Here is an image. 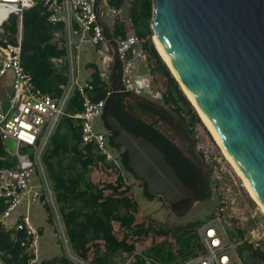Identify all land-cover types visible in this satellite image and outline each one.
Returning a JSON list of instances; mask_svg holds the SVG:
<instances>
[{"label": "trees", "instance_id": "16d2710c", "mask_svg": "<svg viewBox=\"0 0 264 264\" xmlns=\"http://www.w3.org/2000/svg\"><path fill=\"white\" fill-rule=\"evenodd\" d=\"M129 2L127 8L125 3ZM108 5L116 10L125 8L128 22H114L111 37L122 39L136 34L141 39L142 49L147 54V61L153 60L149 66V74L162 90V100L178 115L185 125L187 116L198 119L189 100L180 90L177 81L170 72L159 52L150 40L152 34L149 27L152 18V0H108ZM48 5L37 2L25 10L21 19L11 15L4 24L6 36L10 42L16 41L19 23L22 24L21 61L28 72L39 94L51 98H59L68 84V51L64 35V23H52ZM0 40V45H1ZM160 55V56H159ZM53 58L61 61L62 73H55ZM149 59V60H148ZM150 63V61H149ZM168 67H167V66ZM93 68V65H91ZM169 68V69H168ZM90 79V88L86 89L88 97L96 101L104 97L106 83L101 79L100 72L94 67ZM152 82V79H151ZM106 101L105 107L108 104ZM83 109V96L75 89L66 106L67 115L57 122L53 133L42 153V164L49 172V178H55V197L62 200L67 197L81 199L83 207L69 208L62 211L65 234L71 244V251L91 264H106L108 258L116 252L130 255L135 250L131 264H145L144 257H152L153 264H182L189 257L204 252V246L197 233V227L206 220H196L169 229L153 223L149 218L141 219L138 204L132 195V189L125 182L118 170L106 163L103 156L97 153L91 144H83L80 137L79 119L72 115ZM191 135V134H190ZM195 150L202 158V148L191 135ZM25 151L26 147L22 148ZM72 153L74 160L83 171H89L95 180L86 182L85 188H79L83 182V173L66 178L54 176L53 160L64 152ZM16 157L8 153L0 139V168L14 167ZM121 165L125 171L132 173L128 166V157L122 153ZM52 181V180H51ZM140 185L145 183L138 180ZM84 207H88L85 209ZM212 215L209 217L211 218ZM208 218V219H209ZM253 257H259L264 264V253L251 244L246 245ZM242 252V247L239 248ZM30 240L24 231L14 228L3 229L0 225V252L4 264H75L66 256L30 263L35 254Z\"/></svg>", "mask_w": 264, "mask_h": 264}, {"label": "water", "instance_id": "95a60500", "mask_svg": "<svg viewBox=\"0 0 264 264\" xmlns=\"http://www.w3.org/2000/svg\"><path fill=\"white\" fill-rule=\"evenodd\" d=\"M150 29L160 43L179 81L210 121L217 137L264 207V0H152ZM93 3L106 41L119 65L110 83L115 96L122 83L125 63L119 59L112 38ZM22 39V24L20 28ZM123 88V85H122ZM106 119L112 147L125 152L134 176L165 203L183 198L185 188L165 159L148 139L124 128L112 114ZM9 153L16 141L5 138ZM249 264H262L250 257Z\"/></svg>", "mask_w": 264, "mask_h": 264}, {"label": "built area", "instance_id": "2783aa9c", "mask_svg": "<svg viewBox=\"0 0 264 264\" xmlns=\"http://www.w3.org/2000/svg\"><path fill=\"white\" fill-rule=\"evenodd\" d=\"M94 1L0 0V40L2 42L0 45V80L7 73L12 75L10 96L5 106L0 105V139L2 143L5 138H12L16 141L15 152L10 153L16 157L14 167L0 168V223L5 228L7 227L6 230L10 229L6 221L7 218L25 201L31 204L49 202L53 205V195L46 181L41 157L58 120L63 115H67L66 106L75 89L83 96L82 111L72 115L79 119L81 142L91 144L94 150L103 156L106 163L121 172V160L116 155L114 148L109 145L106 134L94 127V121L102 115L106 101L112 93L111 89L106 91L103 98L94 101L87 95L86 89H89L90 85L87 82L78 83L70 76L61 97L56 99L45 94H39L21 61L20 23L14 43L8 40L4 30V24L8 22L11 15H16L21 19L25 10L33 7L37 2H43L48 5L51 11L48 16L50 22L55 23L63 20V14H68L69 9L73 8V16L78 28H72L69 34H76L81 30L89 33V40L92 44L106 43L103 28L98 23L94 11ZM106 6H109L108 0H102L99 5L101 19ZM108 10L110 14L117 12L114 7L110 6ZM114 39L118 43L119 59L127 64L129 52L135 45L141 43V39L136 34H130L122 39ZM108 44L110 45L109 42ZM130 71L129 67H125L122 77L123 90H132L138 86L129 76L127 77ZM71 72L70 69V75ZM149 77L146 80L150 82L152 77L151 75ZM146 80L139 81L140 88H151ZM22 147H27L30 151H21ZM4 148L8 152L5 146ZM37 173L40 175V187L33 185L34 176ZM14 229L24 231L30 240V245L34 246L37 231L28 214L22 213L19 216ZM197 233L204 246V252L185 259L182 264H242L233 244L227 238L225 224L222 223L220 216L212 217L200 224L197 227ZM63 237L65 236L63 235ZM64 240L67 241V239ZM253 244L255 248L264 253V242H261L260 238L257 237ZM32 252L35 254V249ZM66 253L75 264H91L87 259L75 255L69 248H67ZM125 255L126 253L123 256ZM133 257L134 255L130 254L128 260L123 264H130ZM144 259L145 264L156 263L152 257H144ZM35 261L36 258L33 257L29 262L35 263ZM0 264H4L1 252Z\"/></svg>", "mask_w": 264, "mask_h": 264}, {"label": "rangeland", "instance_id": "374dc122", "mask_svg": "<svg viewBox=\"0 0 264 264\" xmlns=\"http://www.w3.org/2000/svg\"><path fill=\"white\" fill-rule=\"evenodd\" d=\"M128 4L129 2L126 1V8ZM108 9L109 6H106L105 13L103 14L105 19L112 17L113 23L116 21L128 22V18L126 16L127 9L125 10V8H123L122 10H117V12L114 14H110ZM152 36L153 35L151 34L150 40L156 49ZM156 51L158 52L157 49ZM149 61L147 63L148 66L151 65L153 60ZM144 67L147 68L146 65ZM149 75L147 72V74L143 76H138L136 78L134 77L132 79L138 86L131 90L133 94L130 99L131 102H134L136 99L134 93H141L142 95H146L147 98L156 101L160 107L162 106L163 109L171 113L169 116L165 117L164 121L160 122V126H162V128L165 130L173 132L175 135V141L178 143V145L183 147L188 146V144L182 140L180 127H185L188 133L194 135L196 142L202 148L203 156L201 160L205 172L209 177V181L211 182V189L206 200L202 202H194L185 209L173 211L168 205L165 204L164 201H160L153 197H145L141 192L142 185H140L138 179H136L133 173L127 171L130 176H124V179L126 183L131 186L132 195L135 197L138 204V216H140L141 219L149 218L153 223L159 224L166 229L196 220L207 221L210 219L209 217L211 215L212 217L220 216L222 218V223L225 224L228 236L227 238L229 242L233 244L240 261L242 264H249V258L252 257V255L250 251H248L246 245L251 244L253 248H255L253 243L257 237L260 238L261 242H264V213L262 212L259 204L248 191L243 179L239 176L237 171L233 168L231 163L221 151V148L219 147L212 133L200 118L197 108L189 99L188 95L185 93L175 76L172 74L177 81L180 90L192 105L196 117L198 118L191 120V117L187 116L185 110H181V115L185 117V125H182L178 115L173 111V108L163 102L161 98L163 88H160V86H158L156 83H153V78L152 82L146 80V78H150ZM142 79L148 81L147 83L151 86V88H140L139 81ZM147 89L150 90L147 91ZM145 116L146 115H143V117ZM145 120L150 121L152 119ZM22 148L20 149L21 151L23 150ZM25 150L30 151V149L27 147ZM53 166L54 176H59L61 178H66L82 172L84 180L79 186L81 189L85 188L87 181L92 180L91 173L89 171H83L80 165L74 160L72 153L68 151L57 156L53 160ZM124 172L126 175V171ZM44 173L46 175V181L50 186L53 195V205L49 203V206L51 210L50 216L54 222L55 237H57V243H60L59 246L61 249V256H66L69 259L66 250L67 248L71 250V244L66 238L64 223L62 220V211H68V209L72 207L82 208L83 202L81 199H74L70 196L62 200L56 199L57 197H55L54 193L55 178L51 177L52 179H50L48 176L49 172L45 170V168ZM84 208L87 209L88 207ZM63 235L65 237H63ZM64 239H67V241ZM241 247L242 252L239 249ZM33 249H35L34 246H32V250ZM134 254H140V251L135 250L133 252V255ZM107 258L108 263L106 264H123L126 260H128L129 255L126 254L123 256L121 252H116ZM69 261L71 260L69 259ZM132 261H134L133 258H131L130 264Z\"/></svg>", "mask_w": 264, "mask_h": 264}, {"label": "crops", "instance_id": "0c3cea01", "mask_svg": "<svg viewBox=\"0 0 264 264\" xmlns=\"http://www.w3.org/2000/svg\"><path fill=\"white\" fill-rule=\"evenodd\" d=\"M67 13L68 14H63L64 18L60 22L64 23V35L66 38L68 51V69L66 72L69 79L71 76L78 83L82 84L84 82H87L90 85V79L92 78L91 74L93 72L92 70L95 67L99 70L101 79L106 83V91L110 90V83L114 78V65H118V63L114 61V57L111 51L112 45H109L107 41L106 43L94 45L89 40V33L82 32L81 30H79V32L76 34H69L72 28H78V24L73 16V8L69 9V12ZM102 20L105 23L106 29L111 27V25L113 24L112 17L105 19V16H103ZM107 31L109 32V34H111V29H107ZM51 61L54 63L55 73L58 72L63 74V72H65L60 60L53 58V60ZM127 61V64H125L127 66L125 67H129L131 69V71L127 74V76H129L131 79H133L134 77L136 78L138 76H143L147 74V72H149L150 65H147V54L142 49L141 43L135 45L129 52ZM91 65H93V68ZM145 65L147 66V68L144 67ZM70 69L72 70L71 75ZM11 80V73H7L6 76H4L0 80L1 106L6 105L10 96ZM65 87L66 86H64V88ZM94 127L96 130L102 131L100 130L101 123L99 119H96L94 121ZM117 152L116 155H118ZM124 171L125 170L121 165L122 175L127 177L130 176L127 171L125 175ZM91 177L92 180H95V177L92 173ZM40 182V175L39 173H37L34 176L33 185L40 187ZM22 213L28 214L30 216L31 221L37 231V238L34 244L36 256L34 257L36 258V261L40 262L42 260H50L52 258L60 257V243H57V237H55L54 222L52 217L50 216L51 210L49 202L31 204L25 201L23 205L18 207L17 210L12 212L11 215L7 218L6 221L9 225V228H14L15 223L18 221V218ZM0 225H2L3 229L7 228H5V226L1 223Z\"/></svg>", "mask_w": 264, "mask_h": 264}, {"label": "flooded vegetation", "instance_id": "af4514ba", "mask_svg": "<svg viewBox=\"0 0 264 264\" xmlns=\"http://www.w3.org/2000/svg\"><path fill=\"white\" fill-rule=\"evenodd\" d=\"M118 69L119 65H114V77ZM131 96H133L132 91L123 90L121 84L115 96L111 93L107 106H104L103 113L98 118L101 123L100 130L106 134L108 143H110L109 145H112L110 142L111 137H108L107 133L111 132L113 137L117 135L116 129L109 124L106 119L108 105L111 100H114L112 114L119 123L133 134L143 136L156 145L163 152L165 159L172 166L185 188V196L183 198H179L173 203L165 204L173 211H177L187 208L194 202L206 200L211 189V182L205 172L202 160L193 146L190 133L187 132L185 127H180L182 140H184L188 146L183 147L178 145L175 141L173 132L165 130L160 126V122L164 121L165 117L169 116L171 113L163 109L162 106L160 107L156 101L147 98L146 95L134 93L136 98L134 102H131ZM143 115L146 116L143 117ZM145 119L152 120L148 121ZM114 150L116 152L118 151L117 153L121 160L123 152L115 148ZM141 192L145 197L158 199L151 193L146 184L142 186Z\"/></svg>", "mask_w": 264, "mask_h": 264}, {"label": "bare ground", "instance_id": "6f19581e", "mask_svg": "<svg viewBox=\"0 0 264 264\" xmlns=\"http://www.w3.org/2000/svg\"><path fill=\"white\" fill-rule=\"evenodd\" d=\"M7 12V11H5ZM154 45L156 47V49L158 50L159 54L161 55V57L163 58V60L166 62V64L169 66L172 74L175 76V78L178 80V82L181 84L183 90L185 91V93L188 95L189 99L192 101V103L195 105V107L197 108L200 118L202 119L203 123L206 125V127L210 130V132L212 133L213 137L215 138L216 142L218 143L219 147L221 148V151L223 152V154L225 155V157L228 159V161L231 163V165L233 166V168L237 171V173L239 174V176L243 179V182L245 184V186L247 187L248 191L250 192V194L253 196V198L255 199V201L259 204L262 212L264 213V207L261 205L260 202H258V198L256 197L252 187L249 185V183L247 182L246 178L244 177V175L241 173V171L238 169V167L236 166V164L234 163V161L232 160V158L230 157V155L228 154V152L225 150V148L223 147L220 139L217 137L210 121L208 120V118L205 116V114L201 111V109L197 106V104L194 102L193 97L190 93V91L179 81L170 61H167L164 59L162 50H161V46L160 43L156 40L155 35L152 36Z\"/></svg>", "mask_w": 264, "mask_h": 264}]
</instances>
